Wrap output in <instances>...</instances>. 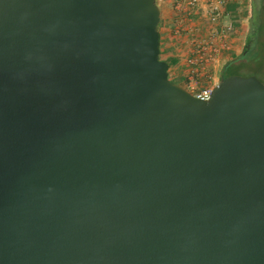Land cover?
<instances>
[{
    "label": "water",
    "instance_id": "water-1",
    "mask_svg": "<svg viewBox=\"0 0 264 264\" xmlns=\"http://www.w3.org/2000/svg\"><path fill=\"white\" fill-rule=\"evenodd\" d=\"M160 21L0 0V264H264V81L197 97Z\"/></svg>",
    "mask_w": 264,
    "mask_h": 264
},
{
    "label": "built area",
    "instance_id": "built-area-1",
    "mask_svg": "<svg viewBox=\"0 0 264 264\" xmlns=\"http://www.w3.org/2000/svg\"><path fill=\"white\" fill-rule=\"evenodd\" d=\"M171 2L176 13V30L188 33L186 44L180 48V56L186 59L188 65L186 76L189 82L186 88L197 97L207 100L219 82L217 68L222 54L232 49L235 21L224 19L229 13L230 0ZM203 77L208 80H198Z\"/></svg>",
    "mask_w": 264,
    "mask_h": 264
},
{
    "label": "rangeland",
    "instance_id": "rangeland-1",
    "mask_svg": "<svg viewBox=\"0 0 264 264\" xmlns=\"http://www.w3.org/2000/svg\"><path fill=\"white\" fill-rule=\"evenodd\" d=\"M235 1L237 0H234L233 3L237 4ZM239 1L242 7H239L237 10L238 12L237 16H240L238 17V19L241 18L242 21H245V20L247 21L248 18L250 17V14L253 16V9L255 8V5H254L255 0H239ZM157 2L161 8V20L164 17L166 22H168L167 23V28H168L167 35L165 38V42L162 45L163 52L162 54H160V56L163 59H166L168 63L173 67L171 69V73L169 74V77L175 82L179 83L180 85L187 87L188 82H189V79L186 76V73L188 71V65L186 63L187 62L186 59L180 56V48L183 46V44H186V38L188 37V33L185 30H180V31L176 30L178 25H175L176 13L173 9V4L171 0H162V1L157 0ZM252 16L250 18H252ZM263 24H264V21H263ZM237 26H240L241 30H243L242 36L244 37L248 26L247 25H237ZM248 35L247 36L245 35V37L242 40V44L239 47V51L237 52V54H234V58L232 61H234L235 63H240L244 59L242 54L244 53L245 46L248 42ZM262 57L263 58H261L259 62L253 63L252 66L264 72V55ZM176 72L178 73L176 74ZM249 73H250V69L245 67V68H242V71L240 74L248 75ZM256 74L262 81H264V77L261 74L259 73H256ZM217 78H219V80L222 78V76L220 75L219 66L217 68ZM198 80L204 82L208 79L203 77ZM259 122L262 123L260 120Z\"/></svg>",
    "mask_w": 264,
    "mask_h": 264
},
{
    "label": "trees",
    "instance_id": "trees-1",
    "mask_svg": "<svg viewBox=\"0 0 264 264\" xmlns=\"http://www.w3.org/2000/svg\"><path fill=\"white\" fill-rule=\"evenodd\" d=\"M255 8L251 18V30L248 35V42L245 46L244 59L240 63L234 61L225 65L222 76L232 73H241L242 68L250 69L249 74L259 73L264 77V72L253 67V63L259 62L264 55V0H255Z\"/></svg>",
    "mask_w": 264,
    "mask_h": 264
},
{
    "label": "crops",
    "instance_id": "crops-1",
    "mask_svg": "<svg viewBox=\"0 0 264 264\" xmlns=\"http://www.w3.org/2000/svg\"><path fill=\"white\" fill-rule=\"evenodd\" d=\"M234 0H230V4L228 6V9H229V13L228 15H226L224 17L225 20H229L230 18L231 19H234L235 21V26H236V30L235 32L233 33L232 35V49L230 50H227L225 51L223 54H222V57H221V61H220V64H219V67H220V75L222 76L223 74V71H224V68H225V65L229 62H232L233 58H234V54H237V52L239 51V47L240 45L242 44V40L243 38L245 37V35L247 36L248 33H249V30H250V27L249 25H251V14H250V17L248 18V20L246 21H242L241 18L238 19V17L240 16H237V10L239 7H242V5H240V1L237 0L235 1L237 4H234L233 3ZM237 16V17H236ZM241 20V21H240ZM167 23L166 20L164 19V17L162 18V20L160 21L159 23V32H160V49H161V53L163 52V43L165 42V38H166V35H167ZM175 25H176V22H175ZM237 25H247V31L245 32V35L244 37L242 36L243 34V30H241L240 26H237ZM204 29H206V26L204 27ZM207 30V29H206ZM173 67L169 64V74L171 73V69ZM178 72H176L177 74ZM185 76V75H184Z\"/></svg>",
    "mask_w": 264,
    "mask_h": 264
}]
</instances>
